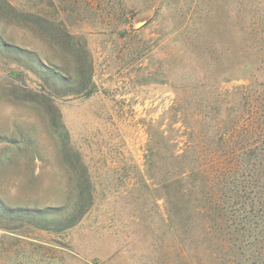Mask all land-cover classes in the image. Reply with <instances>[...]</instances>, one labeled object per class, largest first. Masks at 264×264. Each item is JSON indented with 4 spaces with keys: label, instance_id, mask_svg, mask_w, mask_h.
Wrapping results in <instances>:
<instances>
[{
    "label": "rangeland",
    "instance_id": "374dc122",
    "mask_svg": "<svg viewBox=\"0 0 264 264\" xmlns=\"http://www.w3.org/2000/svg\"><path fill=\"white\" fill-rule=\"evenodd\" d=\"M7 2L0 264H264L249 206L236 218L246 232L219 234L198 192L176 184L201 147L226 132L227 153L237 147L244 91L264 101V0ZM84 173L94 204L73 227L1 209L66 204Z\"/></svg>",
    "mask_w": 264,
    "mask_h": 264
},
{
    "label": "trees",
    "instance_id": "16d2710c",
    "mask_svg": "<svg viewBox=\"0 0 264 264\" xmlns=\"http://www.w3.org/2000/svg\"><path fill=\"white\" fill-rule=\"evenodd\" d=\"M0 23L4 18L8 19L11 10L15 7L0 0ZM25 14V13H23ZM29 14V13H28ZM29 15L37 16L34 13ZM41 20L43 17H36ZM41 31L43 26H36ZM21 49V48H18ZM25 53H31L27 49H21ZM40 64L44 65L40 60ZM50 67L55 76L65 79V70ZM76 80V79H75ZM78 84V80L71 82ZM75 83V84H74ZM76 91L77 88H75ZM259 96L252 89L243 93V111L241 113L242 123L240 130H231L229 138L239 137L237 147L231 148L228 153L224 146L232 145L225 143L227 132L220 136L214 149L208 148L197 150V159L189 164L187 170H181L176 180L178 190L192 195L194 190L203 201L204 208L211 231L226 234L228 231L248 230L244 224L237 223V212L246 211L244 206H249L247 211V222L252 220H263L264 222V101H258ZM264 99V98H262ZM184 118V113H180ZM222 141V142H221ZM196 150V147H194ZM78 183L77 192L69 195L68 202L57 207H46L44 209H17L11 210L3 207L4 215L10 217L27 218L36 227L55 231L65 230L76 225L90 210L94 204V194L91 188V181L84 173V177ZM240 205V207H238ZM7 210V211H6ZM262 212V213H260ZM231 221L229 227L226 221ZM244 232V233H245Z\"/></svg>",
    "mask_w": 264,
    "mask_h": 264
}]
</instances>
